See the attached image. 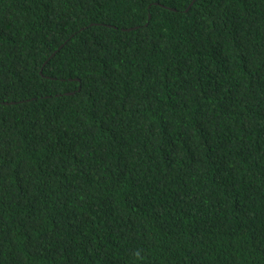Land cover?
Wrapping results in <instances>:
<instances>
[{"label":"trees","instance_id":"obj_1","mask_svg":"<svg viewBox=\"0 0 264 264\" xmlns=\"http://www.w3.org/2000/svg\"><path fill=\"white\" fill-rule=\"evenodd\" d=\"M0 264H264V0H0Z\"/></svg>","mask_w":264,"mask_h":264}]
</instances>
